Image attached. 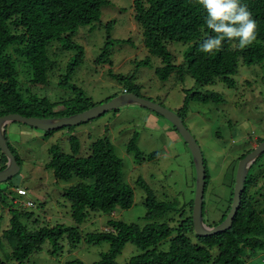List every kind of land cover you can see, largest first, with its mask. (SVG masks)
I'll return each instance as SVG.
<instances>
[{
    "label": "rangeland",
    "instance_id": "374dc122",
    "mask_svg": "<svg viewBox=\"0 0 264 264\" xmlns=\"http://www.w3.org/2000/svg\"><path fill=\"white\" fill-rule=\"evenodd\" d=\"M109 1V5L101 9L100 23L81 28L74 36V41L84 50V57L68 85L59 86L58 82L66 74L67 64L74 57V52L61 51L57 44L50 48L51 58L57 65L50 70L46 86L28 85L23 68H18V78L31 93L51 101L72 97L74 93L70 85H73L93 103L103 104L126 88V79H118V76H133L131 83L135 84L140 98L175 113L182 107L186 95L195 92L217 93L220 101L201 103L191 100L184 120L205 161L208 179L204 189L202 218L206 226L213 227V223H217L220 216L226 213L229 198L232 199L238 158L258 145L261 139L264 140V60L251 66L239 64L236 73L231 76L232 86L216 79L210 85L199 87L189 75L183 72L179 75L178 69L168 78L160 79L155 69L162 67V64L148 53L144 45L142 27L133 18V0ZM108 22L110 27L107 29ZM107 32L111 39L108 45L109 62L98 60L107 41ZM164 45L173 57L172 63L183 65V55L189 44L166 42ZM168 130L175 132L164 118L136 105L106 112L71 130L56 131L51 136L21 123H9L5 128L6 140L19 159L20 170L11 180L0 183V194L9 201L17 199L13 187H22L27 191L26 197L13 203L30 214L29 218L21 219L28 230L56 224L74 226L70 203L62 194L78 180L55 181L52 171L47 168L48 149L57 144L64 153L69 154L68 137L74 135L80 144L79 155L84 156L92 141L105 137L116 157L121 160V181L132 189L133 205L128 210L117 208L112 215L90 212L87 220L80 225L81 233L107 231L106 222L109 219L127 224L142 223L141 218L146 212V194L137 185V180L146 184L157 201L170 205V212L159 221H165L173 228L182 215L183 218L189 216L195 191V168L187 145L178 134V141L174 142ZM132 140H135L134 149L129 151L128 145ZM150 154L155 157H150ZM254 163L247 174L248 179L252 180L246 189L247 196L257 202L258 208H264V153ZM27 201L33 206L24 207L22 203ZM5 206L0 202V232L9 225L10 213ZM158 248L167 250L168 241ZM108 249L106 242H81L71 248L63 237L55 247L45 242L26 264H66L74 259L82 264H93ZM9 252V247L5 245L0 250V259H4ZM139 253L138 248L127 243L116 257V263L127 264L132 256ZM241 260L244 264H264V250L255 253L244 250Z\"/></svg>",
    "mask_w": 264,
    "mask_h": 264
},
{
    "label": "trees",
    "instance_id": "16d2710c",
    "mask_svg": "<svg viewBox=\"0 0 264 264\" xmlns=\"http://www.w3.org/2000/svg\"><path fill=\"white\" fill-rule=\"evenodd\" d=\"M241 2L257 21V40L243 50L236 47L235 43L226 41L223 49L213 56L199 51L200 43L214 33L207 29L206 12L196 0H133V18L142 27L144 45L148 53L158 58L162 64V67L155 69L160 79L168 78L170 73L178 69L179 75L182 72L189 75L199 87L210 85L216 79L232 86L231 76L236 73L239 64L251 66L261 63L264 60V0ZM109 3V0H0V117L18 114L26 118H62L102 104L93 103L73 85H70V89L74 95L68 99L51 101L47 97H40L31 93L28 87H23L24 84L18 78V68L24 69L28 85L46 86L50 70L57 65L51 58L50 48L55 44L60 45L61 51L74 52V57L67 64L66 74L58 82L59 86L68 85L70 77L84 57V50L74 41V36L79 29L100 23L101 9ZM106 27H110V22ZM110 40L107 32V41L98 60L109 62ZM166 42L189 44L183 55V65L172 63L173 57L164 45ZM117 78L126 79L127 82L121 93L139 96L135 84L131 83L133 76ZM117 95L119 94L107 101ZM191 100L204 103L220 101L221 98L215 92L186 95L182 107L176 112L185 127V113ZM73 127L44 134L51 136L56 131L71 130ZM134 141H130L129 151L134 149ZM262 141L264 140L259 142ZM68 142L69 154L64 153L57 144L48 149L47 168L52 171L57 182H68L73 178L78 180L62 194L70 203V216L74 226L56 224L28 230L21 219L29 218L30 214L13 203L19 198L8 201L0 194V202L6 204L10 213L8 227L0 232V250L7 245L10 252L4 259H0V264H26L45 242L55 247L63 237L71 248L81 242L108 243L109 249L100 254L99 260L93 264H117L116 257L127 243L140 250L127 264H244L241 260L244 250L252 253L264 250V208H258L257 202L247 196L246 189L252 181L248 176L231 228L224 232L206 237L196 236L191 221L192 201L189 216L183 218L182 215L177 226L172 228L167 222L159 221L170 212V205L157 201L146 184L137 180V185L146 194V212L141 218L142 223L127 224L109 219L106 222L107 231L82 234L80 225L87 220L90 212L112 215L117 208L128 210L133 205V192L121 181V160L116 157L107 138L92 141L84 156L79 155L80 144L76 136L69 135ZM8 147L20 165L9 144ZM251 150L242 154L238 161ZM149 156L155 157L154 154ZM5 164L6 158L1 154L0 170L4 169ZM205 174L206 186V168ZM230 198L226 213L213 226L225 219ZM203 211L202 206V213ZM166 241L167 250L159 249ZM66 264L82 262L74 259Z\"/></svg>",
    "mask_w": 264,
    "mask_h": 264
},
{
    "label": "water",
    "instance_id": "95a60500",
    "mask_svg": "<svg viewBox=\"0 0 264 264\" xmlns=\"http://www.w3.org/2000/svg\"><path fill=\"white\" fill-rule=\"evenodd\" d=\"M131 105L140 106L164 118L173 126V128L176 130V133L187 145L195 168V191L191 210V221L194 234L198 237H206L229 230L240 206L241 194L247 174L257 158L264 153V141L256 145L251 152L246 154L241 160L238 161L234 178L231 205L228 214L220 224L213 227H208L204 224L202 218L206 174L203 155L199 145L192 134L184 126L181 118L175 112L157 103L140 98L134 93H121L103 104L94 106L88 110L71 115L69 117L39 119L26 118L18 114H9L0 117V153L6 158L4 169L0 170V183L11 180L18 174L20 170L14 155L8 147L5 137V128L7 124L16 122L24 124L27 127L41 130L43 132H51L61 128L73 127L81 123L88 122L100 117L106 112Z\"/></svg>",
    "mask_w": 264,
    "mask_h": 264
},
{
    "label": "clouds",
    "instance_id": "9594fccd",
    "mask_svg": "<svg viewBox=\"0 0 264 264\" xmlns=\"http://www.w3.org/2000/svg\"><path fill=\"white\" fill-rule=\"evenodd\" d=\"M206 12L205 24L214 35L204 39L199 51L208 55L220 52L224 43H235L243 50L251 46L258 35L257 21L241 0H196Z\"/></svg>",
    "mask_w": 264,
    "mask_h": 264
},
{
    "label": "built area",
    "instance_id": "2783aa9c",
    "mask_svg": "<svg viewBox=\"0 0 264 264\" xmlns=\"http://www.w3.org/2000/svg\"><path fill=\"white\" fill-rule=\"evenodd\" d=\"M12 191L14 192V194L16 195L17 198H24L27 195V191L22 188V187H13ZM22 203V202H21ZM22 205H24V207H32L33 204L29 201H27L25 204L22 203Z\"/></svg>",
    "mask_w": 264,
    "mask_h": 264
},
{
    "label": "crops",
    "instance_id": "0c3cea01",
    "mask_svg": "<svg viewBox=\"0 0 264 264\" xmlns=\"http://www.w3.org/2000/svg\"><path fill=\"white\" fill-rule=\"evenodd\" d=\"M167 133L169 134V136L171 137V139H172L174 142H177V141H178V137H177V133H176V132H172V131L168 130Z\"/></svg>",
    "mask_w": 264,
    "mask_h": 264
},
{
    "label": "flooded vegetation",
    "instance_id": "af4514ba",
    "mask_svg": "<svg viewBox=\"0 0 264 264\" xmlns=\"http://www.w3.org/2000/svg\"><path fill=\"white\" fill-rule=\"evenodd\" d=\"M252 150H253V149H252ZM252 150H251V151H252ZM246 178H247V177H246ZM244 186H245V184H244ZM243 189H244V188H243ZM230 205H231V203H230ZM229 209H230V207H229ZM228 211H229V210H228ZM227 214H228V213H227Z\"/></svg>",
    "mask_w": 264,
    "mask_h": 264
}]
</instances>
